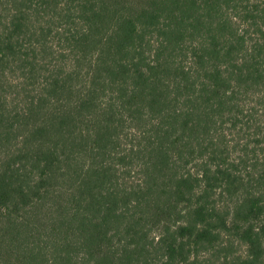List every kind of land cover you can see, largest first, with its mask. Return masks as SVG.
Instances as JSON below:
<instances>
[{
  "label": "trees",
  "instance_id": "1",
  "mask_svg": "<svg viewBox=\"0 0 264 264\" xmlns=\"http://www.w3.org/2000/svg\"><path fill=\"white\" fill-rule=\"evenodd\" d=\"M0 264H264V0H0Z\"/></svg>",
  "mask_w": 264,
  "mask_h": 264
}]
</instances>
